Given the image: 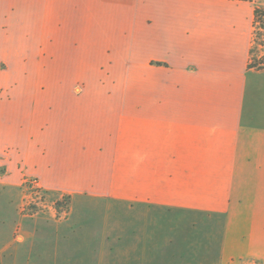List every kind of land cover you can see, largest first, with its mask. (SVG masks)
I'll list each match as a JSON object with an SVG mask.
<instances>
[{
	"label": "crops",
	"instance_id": "1",
	"mask_svg": "<svg viewBox=\"0 0 264 264\" xmlns=\"http://www.w3.org/2000/svg\"><path fill=\"white\" fill-rule=\"evenodd\" d=\"M259 2L0 0V190L221 215L217 264H264Z\"/></svg>",
	"mask_w": 264,
	"mask_h": 264
},
{
	"label": "rangeland",
	"instance_id": "2",
	"mask_svg": "<svg viewBox=\"0 0 264 264\" xmlns=\"http://www.w3.org/2000/svg\"><path fill=\"white\" fill-rule=\"evenodd\" d=\"M259 1L249 67L264 78ZM129 108L136 133V99ZM30 180L0 190V264H217L221 215L67 195Z\"/></svg>",
	"mask_w": 264,
	"mask_h": 264
},
{
	"label": "built area",
	"instance_id": "3",
	"mask_svg": "<svg viewBox=\"0 0 264 264\" xmlns=\"http://www.w3.org/2000/svg\"><path fill=\"white\" fill-rule=\"evenodd\" d=\"M32 181H34V180H33V179H31V180H30V183H31Z\"/></svg>",
	"mask_w": 264,
	"mask_h": 264
}]
</instances>
